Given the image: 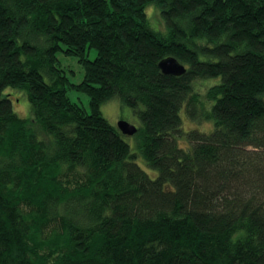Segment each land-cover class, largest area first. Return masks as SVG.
I'll return each instance as SVG.
<instances>
[{"label":"trees","instance_id":"1","mask_svg":"<svg viewBox=\"0 0 264 264\" xmlns=\"http://www.w3.org/2000/svg\"><path fill=\"white\" fill-rule=\"evenodd\" d=\"M263 98L264 0H0V264H264Z\"/></svg>","mask_w":264,"mask_h":264},{"label":"rangeland","instance_id":"2","mask_svg":"<svg viewBox=\"0 0 264 264\" xmlns=\"http://www.w3.org/2000/svg\"><path fill=\"white\" fill-rule=\"evenodd\" d=\"M147 13H148V16H149L151 23L160 27L161 23L159 21L158 13L153 9V7L148 8ZM59 55H60L59 58H60L61 66L63 68L74 71V73H75V75L71 76L70 80L74 83L79 82L81 75H82V69L78 65L76 59L66 57L62 53H59ZM94 56H95V50L91 49L88 53V57H89V59H93ZM211 82H214V80H211ZM68 96L73 101L79 102L83 105H87V97L82 92H79V91L72 89V90L68 91ZM17 97H20L18 93H13V95L11 96L12 100L16 99ZM263 100H264V98H263ZM13 110L20 117L27 118L29 116V105H28L27 99L25 98L24 95H23V97H21V99H16L14 101ZM100 110H101L102 115L112 125H116L118 120H120L122 118L124 120H127V122H129L130 124H132L136 127L140 126L139 119H138L137 115L134 113L133 109L122 105L120 103V101L116 98L104 103L101 106ZM181 115H182V118L186 117L183 112ZM183 128H184V130H188L190 128H197L199 130L205 131V130H208V128L210 129L211 125H210V122L202 123V125H201L200 122H198V121L192 122V121L187 119V120H184ZM125 138L128 141V143L130 144L131 150L136 151V148L134 145L136 137L135 136H128ZM138 163L150 174V176L153 177L156 175V171L149 169L144 165L141 157H139Z\"/></svg>","mask_w":264,"mask_h":264},{"label":"water","instance_id":"3","mask_svg":"<svg viewBox=\"0 0 264 264\" xmlns=\"http://www.w3.org/2000/svg\"><path fill=\"white\" fill-rule=\"evenodd\" d=\"M158 68L166 75H181L185 72L183 64L179 63L173 57H167L159 61ZM117 128L125 135L131 136L136 132V127L126 120L120 119L117 122Z\"/></svg>","mask_w":264,"mask_h":264}]
</instances>
